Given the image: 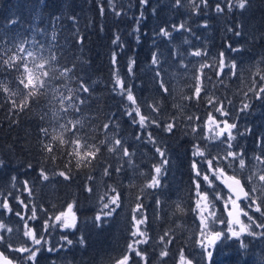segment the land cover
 I'll use <instances>...</instances> for the list:
<instances>
[{
    "label": "trees",
    "instance_id": "1",
    "mask_svg": "<svg viewBox=\"0 0 264 264\" xmlns=\"http://www.w3.org/2000/svg\"><path fill=\"white\" fill-rule=\"evenodd\" d=\"M216 3H220L221 7L225 8L223 13L216 12ZM227 3L228 0H209V7L201 5L197 15L193 11L192 0H182L180 7H177L173 0H148L147 4H142L140 0H112L111 4L109 0H48L47 7H38L37 0H0V24H4L8 18L15 17L21 20L25 27L33 25L46 28L47 38L35 32L29 33V35H37V38L44 40L45 44L51 41L53 30L49 24L51 13L62 11L66 16L74 14L78 17L75 25L70 20L64 19L56 29L58 42L63 46L58 56L67 53L65 62L74 56V62L83 69L79 71V75L90 88V94H83L85 97L90 95V98L81 105V111L74 114L73 118L81 119L83 122L81 135L90 134L97 144L105 136L103 124L111 120L117 125L115 132L122 138L123 146L128 147L130 153H135L131 157L132 166H129L128 158L121 159L115 153H109L108 144L105 143L100 145V152L92 161L91 167L77 168L75 158L68 157L70 148L67 144L60 150L54 147L53 153L41 151L43 134L40 128L48 127L51 133L56 122L54 109L49 105L46 97H38L37 103L19 111L13 110L6 94L0 92V161H3V166H0V185L12 184L17 190V193H9L0 186V196H2L0 203L7 199L8 204L13 208L12 213L14 210L15 213L17 210L20 211L22 204L17 200H23L24 204L35 207L38 234L42 231L44 220L66 206L74 197L81 209L78 215H81L84 221L83 226L78 223L77 230L69 235L74 241L72 246H66V249L60 253H48L42 250L37 256L36 264H53V261L55 264H113L114 259L120 257L131 243L130 217L134 211L137 195L142 197L140 201L144 205L142 211L148 213L146 226L151 234L156 238L167 233L172 238V243L167 248L169 255L163 260L159 256L161 246L151 247L147 244L140 247L146 250L148 264L177 263L178 253L186 242L185 228L192 226L194 221L191 199L196 198V194L190 167L192 145L199 143L204 147L207 144L206 140L201 139V131L188 134L190 133L188 125H200L210 111L220 118L213 110V106L209 105L210 99L216 103L223 101L226 107H229L230 100L232 106L229 107V111L233 112L235 117V109L244 98V91L251 84L252 74L246 69L264 58V0H250V5L244 10L234 8L231 12L227 10ZM101 5L104 7L103 15L100 14ZM116 12L121 14L117 16ZM205 22L208 24L207 28L203 27ZM181 23L190 27L192 31L172 30L173 24ZM237 25L241 30L239 37L234 35ZM162 27L172 32L171 42L158 34ZM116 35L120 36L124 44L123 52L118 56L120 75L126 85H132L142 114L151 111L147 105H159V112H153L152 115L158 118L160 128L153 125L148 130L153 132L158 143L167 147L170 160L168 173L161 180L162 187L155 191L146 189L141 192L140 189L146 183V173H152V165L159 162L158 155L152 144L136 140L138 125L131 124L130 117L120 115L123 112L121 105L123 98L112 91L113 73L110 56L116 47L113 44ZM76 36L84 38L82 46L74 43ZM228 44L241 51H231L226 47ZM194 49L206 50L207 57L191 56L190 52ZM154 52L164 69L161 75L166 81L167 93L161 94L153 81L154 71L150 58ZM220 52L225 53L226 60L233 58L236 60L239 69L237 75L228 74L227 67L224 69L225 74L220 77H217L212 69H205L199 99H183L184 96L194 94L196 81L193 76L198 67L196 62L218 61ZM181 58L184 63L189 64L188 70L181 66L179 62ZM130 60H135L134 76H129L127 72ZM193 64H196V67H192ZM261 66L264 67V63ZM0 81H5L12 90L17 89L14 73L0 71ZM15 99L18 100L19 96ZM252 106L253 110L247 116L250 119L247 127L252 128V134L245 135L244 138V151L249 157L254 152L259 153L256 138L264 136V105L260 101H252ZM118 115L119 120H116L115 117ZM188 116L199 117V120H188ZM243 117L245 115L240 113L239 119ZM172 119H175L179 127L175 128L170 136L162 129ZM107 133L113 134V128L109 127ZM70 135L71 133H66L65 139ZM142 139L147 138L142 137ZM53 154L55 159L52 158ZM106 164L111 165L109 171L113 174L102 177ZM65 165L70 170L72 179L65 181L58 175L54 177L51 175L59 170H65ZM116 167H121L119 174L113 172ZM41 168L50 174L48 181L40 178ZM89 175L95 178L91 184L97 185L102 191L107 190L108 186H115L121 193L123 201L122 209L118 210V214L102 221V226L99 228L92 222L97 210L95 202L89 199L93 194L88 193L84 188L85 183H88L86 177ZM12 177L16 178L15 181ZM25 180L29 181L28 187L32 189L31 196L24 190ZM174 182L178 184L175 188H173ZM93 191L95 192L96 189L94 188ZM176 195L181 200V204H174L173 197ZM156 197L166 201L162 205L164 209L156 206ZM1 211L0 208V215ZM136 215L139 218V213ZM0 219V223L5 220L2 216ZM49 231L50 236L48 233L44 235L51 244L57 246L62 242L60 237L68 234L60 231L58 225L55 228L50 227ZM245 235L244 238L249 237ZM81 236L85 241L83 245L78 243ZM232 248L233 246L228 248L230 256L223 258L228 264H244L249 256L248 251L238 249L239 246L236 249ZM0 249L3 250L2 247ZM5 254L16 258L14 261L19 262L11 251ZM133 257L139 261V257H135L134 253ZM62 259H65L66 263H63ZM218 260L220 255L213 256L212 264H218Z\"/></svg>",
    "mask_w": 264,
    "mask_h": 264
},
{
    "label": "snow or ice",
    "instance_id": "2",
    "mask_svg": "<svg viewBox=\"0 0 264 264\" xmlns=\"http://www.w3.org/2000/svg\"><path fill=\"white\" fill-rule=\"evenodd\" d=\"M140 2L147 4L148 0H140ZM111 3L112 0H109V4ZM173 3L177 7L182 6V0H173ZM47 5L48 0H37L38 7H47ZM201 5L209 7V0H199V2L192 0L193 11L197 15L199 14ZM249 5L250 0H228L226 7L231 12L234 8L244 10ZM215 10L217 13H223L225 8L221 7L220 3H216ZM113 11H115L114 6ZM100 14H104L103 5L100 6ZM120 14V12H116L117 16ZM64 19L70 20L73 25L78 21L76 15L66 16L62 11L50 14L49 24L53 30L51 41L48 44H45L44 40L38 39L37 35L29 36L30 32H35L47 38L48 30L46 28L40 26L34 27L33 25L25 27L21 20L15 17L8 18L4 24H0V71L14 73L17 83V89L12 90L7 86L5 81H0V92L6 94V98L10 101L12 109L19 111L37 103L38 97L47 98L49 105L54 109L56 122L51 133L48 127L42 126L40 128L43 134L42 152L53 153L54 147L60 150L67 144L70 148L68 157L70 159L75 158L77 168L82 166L91 167L92 161L96 159L97 154L100 152V145L107 143V151L109 153H115L121 159L128 158L127 163L129 166H132L133 161L131 157L135 153H130L128 147L123 146L122 138L118 137V134L115 132L117 125L113 124L111 120L103 124L105 136L97 144L90 134L81 135L83 122L81 119L73 118L74 114L81 111V105H84L86 100L90 98V95L89 97L83 95L85 93L90 94V88L79 75V71L83 69L82 66L74 62L75 57L73 56L71 60L65 62L67 53L58 56L63 46L58 42V32L56 29ZM138 23L139 21H137ZM203 27L207 28L208 24L205 22ZM136 30L138 31V28ZM172 30L175 32L192 31L190 27H186L183 23L178 25L173 24ZM158 34L171 42L172 32L167 28L162 27ZM234 35L237 37L241 35L239 25L236 26ZM137 42H139V37H137ZM185 42L187 43L188 41L186 40ZM74 43L82 46L84 38L76 36ZM113 44L116 47L110 56L113 73L112 91L123 98L121 101L123 112L120 115L130 117L131 124L138 125L136 140L141 141V143L152 144L159 158V163L152 165V174L140 191L144 192L146 189L155 191L162 187L161 179L168 173L170 160L167 154V147L158 143L153 132L148 130L153 125L156 128H160L158 118L152 115L153 112H159V105H147L151 111L147 114H142L141 106L137 102L132 85H126L123 77L120 75L118 56L122 54L124 44L120 40L119 35L114 37ZM226 47L233 52L241 51V49L234 48L231 44H228ZM173 55L175 56V54ZM190 55L193 57H201L202 55L207 57L208 53L206 50L194 49L190 52ZM150 59L151 66H153L152 70L154 71L153 81L157 84L161 94L167 93L168 87L161 75L164 69L161 67L160 59L155 52L151 55ZM179 62L184 69H189V64L184 63L183 58ZM262 63H264V58L246 69L252 74L251 84L244 91V98L241 100L240 106L235 109V117H233V112L229 111V107L232 106L230 100L228 101L229 107H226L223 101L216 103L210 99L209 105L213 106L215 112L219 113L221 117H229L231 119H217L210 111L206 120L202 121L200 125H188L190 129V133L188 134L201 131V139L215 143L217 146L215 154L207 151V145L201 147L199 143H194L191 150L192 160L190 167L194 177L192 183L197 197L196 208L198 209L197 217L199 219L196 244L200 249V260L196 261V264H212L217 246L225 240H238L242 248H247V244L241 239L245 234L264 241V136H257L256 146L259 149V153L254 152L250 157L243 148L239 147V145H236L234 148L233 144L237 136L252 134L251 127L245 126L242 131L238 129L239 114L243 113L245 117L250 115L253 110L252 101H260L264 105V67L261 66ZM196 64H198V67H196ZM196 64L192 65V67H196V73L193 76V79L196 81L194 94L193 96H184L183 99L185 100L199 99L205 69H212L217 77H220L225 74L224 69L227 67L229 69L228 74L232 76L237 75L236 60L234 58L226 60L224 52L218 54V61H197ZM134 65L135 60H130L127 68L129 76H134ZM73 84H75V87H73ZM17 96H19L18 100L15 99ZM176 107H180V105H176ZM115 119L119 120V115ZM187 119L199 120V117L188 116ZM109 127L113 128V134L107 133ZM178 127L179 125L175 122V119H172L165 124L162 131L171 136L174 133V129ZM66 133H71L67 139H65ZM142 137H146L147 139L143 140ZM52 158L55 159L54 154ZM203 165H206V167H203ZM0 166H3V161H0ZM110 168L111 165L106 164L104 166L102 177L113 174L109 171ZM120 171L121 167L113 169L115 174H119ZM229 171H231V174H229ZM51 175L53 177L58 175L65 181L72 179L67 165H65V170H59L51 173ZM39 176L43 181H48L50 178V174L43 168L39 170ZM15 179V177H12L13 181ZM94 179L91 175L87 176L86 180L88 183H85L84 188L88 193L93 194L89 199L95 202L97 210L92 217V222L99 228L102 226V221L118 214V210L122 209L123 201L121 193L115 186H108L107 190L102 191L97 185L91 184V181ZM217 181L219 182L218 184ZM28 184L29 181L25 180L23 187L29 196H31L32 189L28 187ZM202 184L206 186L203 189L201 187ZM221 185L223 186L222 188L220 187ZM94 188L96 189L95 192L93 191ZM135 200L134 211L130 217L132 229L134 230L130 229V234L133 238L137 239H133L128 244L127 250L120 257L115 258L113 264H140V262L148 264L146 250L138 247L140 244L148 243L147 230L146 228L144 230L141 229V225H146L147 217L142 211L144 207L140 202L142 197L137 195ZM241 201H243V204H241ZM19 203L24 205L25 208L28 207L24 204L23 200H20ZM155 203L159 205L160 201L156 200ZM218 204L222 205L220 211L226 214L227 220L217 215L216 206ZM0 208L12 212L7 199L0 203ZM180 210L182 211V209ZM80 211V205L74 197L66 206L44 220L42 231L39 235L34 228H30L25 223L23 225L25 229L23 236L27 240L20 246L14 247L5 235H0V247L3 248V250H0V264H14V259L16 258H9V255L5 254L9 251L27 254L26 256L22 255L21 259L30 262V264H36L37 256L42 250L48 253H60L66 249V246H72L74 241L69 238V235L77 230L78 223L81 226L84 223L81 215H78ZM249 212L253 214L250 215ZM136 213H139V218ZM256 213H259V217H255ZM15 214L20 216L21 220L24 219L20 212ZM241 216L246 217L248 222L245 223L241 219ZM36 218V210L33 207L30 219L35 220ZM50 222H52L51 225ZM57 225L60 231L68 233L60 237L62 242L58 246L51 244L50 240L44 235V233H48L50 236V227L55 228ZM218 225L221 227H218ZM225 225L226 231L222 227ZM256 229H260V231H256ZM0 231L12 233L13 229L7 227L4 223H0ZM166 237H168L167 233L165 236L160 237L162 245L172 243V238L166 239ZM78 243L80 245L85 243L83 236L80 237ZM133 253L135 257H139V261L134 259ZM168 255L169 251L167 248L162 249L159 253L162 260ZM53 264H55V261H53ZM177 264H194V261L191 258V254L186 256L184 250L181 249L178 253Z\"/></svg>",
    "mask_w": 264,
    "mask_h": 264
},
{
    "label": "rangeland",
    "instance_id": "3",
    "mask_svg": "<svg viewBox=\"0 0 264 264\" xmlns=\"http://www.w3.org/2000/svg\"><path fill=\"white\" fill-rule=\"evenodd\" d=\"M32 35L33 34H30L29 36L31 37ZM238 71H239V69L237 68V72ZM239 106H240V104H238V107ZM217 114L220 116L219 113H217ZM185 117H186V114H185ZM217 119H231V118H229V117H221L220 116V118L217 117ZM249 122H250V119L247 118V117H243L242 119H239L238 129L242 131L245 126H248ZM244 138H245V136H237L236 141L233 142L234 148L236 147V145H239V147L243 148V150H244V144H245ZM206 145H207V151L211 152L212 154H215V152L217 151L216 144L207 141ZM158 160H159V158H158ZM203 167H206V165H203ZM151 174L152 173H148V172L146 173V177H145L146 182L149 180V177H150ZM229 174H231V171H229ZM218 183L219 182L217 181V184ZM173 184L175 185V186H173V188H175L178 185L176 182H174ZM0 186H1L2 190H6V191L8 190L9 193H12V192L17 193L16 186H12V184H10V185H0ZM10 187H11V189H10ZM201 187L203 189L206 186L202 184ZM220 187L222 188V186H220ZM1 198H2V196H0V202H1ZM173 198L175 199L173 201L174 204H181L182 203L181 200L178 198V195H176ZM210 199H211V197H210ZM156 200L160 201L159 205L156 204V206L158 208H161L162 205L164 203H166V201L163 200L160 197H156L155 201ZM196 200H197V197L191 199V201L193 202L192 215L194 216V221H193V225L192 226H186V228H185L186 242H185V246L181 248V249L184 250V254L186 256H189V254H191V258L193 259L194 264H196V261L200 260V255H199L200 249L198 248V246L196 244V240H197V237H198V226H199V219L197 217L198 209L196 208ZM17 201L19 202L20 200H17ZM18 202H17V204H18ZM241 204H243V202ZM26 205L28 206V204H26ZM9 206L11 207L10 204H9ZM216 207H217V215L226 220L225 215L220 211V209L222 208V205L218 204ZM1 209H2V211H1L0 218L2 216L3 219H5V220H2L1 223H4L7 227H11L13 229V231H12V233H6V232H3V231H0V235H5L6 238L8 239V241L11 242L14 247L15 246H20L21 244H23L27 240V238L23 236V231L25 230L23 225L25 223H27L30 228H34L36 231L38 230L37 227H36L37 218L35 220L30 219L32 207L28 206L27 208H25L24 205H21L20 206V211L19 210L16 211V213L17 212L21 213V215L24 217L23 220H21L20 216H17L16 214H14L15 210L12 213V212H8L6 209H3V208H1ZM11 209L13 210L12 207H11ZM144 214L147 217L148 213H144ZM249 214L252 215L253 213L249 212ZM205 215H207V214H205ZM255 217H259V213H256ZM241 218H242V220L245 223L248 222L246 217L241 216ZM146 224H147V222H146ZM218 227H221V226L218 225ZM222 227H224V229L226 231V225L222 226ZM145 228L147 230V235H148V238H149L148 239V243H147L148 245H151V247H156V246L159 247V246H161L162 249L169 247V244H167V243H165L163 245L160 243V237L165 236V235H161L160 237H156L155 238L151 234L149 229H147L148 227L146 225H143L141 227L142 230H144ZM256 231H260V229H256ZM246 236L247 235H245V237ZM168 237H166V239ZM247 238H249V242H247ZM133 239H137V238H133L131 236V242L133 241ZM241 239L244 241L245 244H247V248H242L240 246V241L235 240V239L225 240L223 243H221V244H219L217 246V248L215 250V253H214V256L215 255H220V260H218L219 261L218 264H228L225 259L230 256V254L228 253V250H229L228 248H230L231 246H233L232 249H236V247L239 246L238 249H246L248 251L247 254H249V256L245 259V263L244 264H263L264 263V241H262L261 239H258V238H254V237H246V238H244V236H242ZM254 239H256V242H254ZM147 244H140L138 247L140 248V247L145 246ZM12 254L17 257V259L19 261L18 263L16 262L17 264H27L28 263V261L21 259L22 255L26 256L27 254H21V253H17V252H12ZM223 257H225V259ZM9 258H11V257H9ZM80 261H83V260H80ZM62 262L66 263V260L62 259Z\"/></svg>",
    "mask_w": 264,
    "mask_h": 264
},
{
    "label": "water",
    "instance_id": "4",
    "mask_svg": "<svg viewBox=\"0 0 264 264\" xmlns=\"http://www.w3.org/2000/svg\"><path fill=\"white\" fill-rule=\"evenodd\" d=\"M222 186V185H221ZM223 187V186H222ZM226 191V190H225ZM242 202V201H241ZM225 215V217H226V220H227V216H226V214H224ZM14 264H16V263H14Z\"/></svg>",
    "mask_w": 264,
    "mask_h": 264
},
{
    "label": "bare ground",
    "instance_id": "5",
    "mask_svg": "<svg viewBox=\"0 0 264 264\" xmlns=\"http://www.w3.org/2000/svg\"><path fill=\"white\" fill-rule=\"evenodd\" d=\"M14 263H16L15 261H14ZM17 264V263H16Z\"/></svg>",
    "mask_w": 264,
    "mask_h": 264
}]
</instances>
